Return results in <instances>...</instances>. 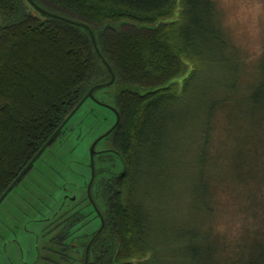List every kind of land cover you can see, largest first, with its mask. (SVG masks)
<instances>
[{
    "label": "trees",
    "instance_id": "1",
    "mask_svg": "<svg viewBox=\"0 0 264 264\" xmlns=\"http://www.w3.org/2000/svg\"><path fill=\"white\" fill-rule=\"evenodd\" d=\"M33 1L48 12L87 24L115 75L111 86L95 91L111 90L119 115L117 127L106 136L112 148L96 155L111 154L121 170H101L113 177L105 180L96 170L91 197L99 186L105 211L97 209L104 228L90 246L88 264H127L148 246L149 234L148 206L132 193L149 187L162 191L167 183L163 179L175 165L170 137L191 78L180 94L176 81L188 71L184 61L199 57L216 36L212 5L210 0ZM168 18L172 21L162 22ZM110 79L84 28L45 16L27 0H0V197L88 91ZM249 89L243 103L253 114L264 113V79ZM221 106L217 100L204 105L202 120L187 136L190 167L179 160V168L191 171L185 191L194 203L206 205L211 185L207 169L219 156L230 155L216 131ZM185 153L180 151L179 157ZM247 159L237 152L232 163L239 169ZM252 159L253 166L264 159V140L253 145ZM140 169H145L146 181L140 179ZM105 234L111 243L95 247ZM177 235L188 238L185 253L201 264L196 231L185 229ZM245 264H264V244L253 247Z\"/></svg>",
    "mask_w": 264,
    "mask_h": 264
},
{
    "label": "clouds",
    "instance_id": "2",
    "mask_svg": "<svg viewBox=\"0 0 264 264\" xmlns=\"http://www.w3.org/2000/svg\"><path fill=\"white\" fill-rule=\"evenodd\" d=\"M216 36L199 57L184 61L188 71L177 79L181 95L177 127L170 137L177 155L188 146V129L202 120L209 100L221 102L217 134L229 156H219L207 169L210 191L206 205L187 195L186 174L175 173L161 191L133 190L150 213L148 246L127 264H191L185 253L188 238L181 229L195 230L201 264H245L253 247L264 244V159L253 166V145L264 140V113L253 114L243 103L249 85L264 79V0H210ZM183 132V135L179 133ZM237 152L247 162L237 169ZM210 209V211H209Z\"/></svg>",
    "mask_w": 264,
    "mask_h": 264
},
{
    "label": "rangeland",
    "instance_id": "3",
    "mask_svg": "<svg viewBox=\"0 0 264 264\" xmlns=\"http://www.w3.org/2000/svg\"><path fill=\"white\" fill-rule=\"evenodd\" d=\"M171 21L170 18L162 20ZM94 98L84 102L54 143L0 204V264H83V246L100 225L98 213L86 195L91 179L90 150L116 122L111 90H99ZM111 148L110 138L106 137L95 150L101 153ZM190 154L191 148H186L182 157L176 151L173 158L176 166L167 171L163 180L168 182L177 172H184L189 180L191 171L179 168V160L184 159L189 168ZM94 166L95 173L97 170L101 175L100 180L112 177L103 175L101 170L109 173L121 170L111 154L96 155ZM144 172L145 169L138 171L140 179L146 181ZM98 190L96 186L92 198L104 212V199ZM110 243L105 234L94 246ZM191 264H196L193 259Z\"/></svg>",
    "mask_w": 264,
    "mask_h": 264
},
{
    "label": "water",
    "instance_id": "4",
    "mask_svg": "<svg viewBox=\"0 0 264 264\" xmlns=\"http://www.w3.org/2000/svg\"><path fill=\"white\" fill-rule=\"evenodd\" d=\"M28 3L33 6V8L38 11L39 13L45 15V16H48L52 19H56V20H60V21H63V22H66L68 24H71L73 26H77V27H82L84 28L89 36H90V39H91V42L93 44V47H94V50L95 52L97 53L98 57L100 58V60L104 63V65L107 67L108 71L110 72L111 74V79L110 81H108L107 83H103V84H99V85H96L94 87H92L88 93L86 94V96L80 101V103L76 106V108L70 113V115L66 118V120L62 123V125L58 128V130L54 133V135L46 142V144L39 150V152L34 156V158L30 161V163L27 165V167L21 172V174L11 183V185L6 189V191L1 195L0 197V204L2 203V201L7 197V195L14 189V187L21 181V179L24 177V175L29 171V169H31V167L34 165V163L39 159V157L42 155V153L47 149V147L49 145H51V143L56 139V137L58 136L59 132L63 129V127H65V125L69 122V120L76 114V112L80 109V107L84 104V102H86L88 99H95L94 98V93L97 89H100V88H107L109 86H111L114 81H115V75L111 69V67L109 66V64L106 62V60L104 59V57L102 56L100 50H99V46H98V43L96 41V37L94 35V32L92 31V29L87 25V24H84V23H80V22H77V21H74L72 19H68V18H65L63 16H60V15H56V14H53L51 12H48L46 11L45 9H43L42 7H40L39 5H37L33 0H27ZM102 104V103H101ZM115 114H116V122L114 124V126L107 132L105 133L103 136H101L100 138H98L94 143L93 145L91 146V150H90V168H91V179H90V182H89V185H88V195H89V199L90 201L93 203V207L95 209V211L98 213V215L100 216V222H101V225L99 227V229L97 230V233L94 235V237L91 239V241L88 243L87 247H86V251H85V264H88V254H89V249H90V246L93 242V240L102 232L103 228H104V220L102 219L101 215H100V212L98 211L97 209V206L95 205L92 197H91V194H90V187H91V184L93 183L94 181V178H95V166H94V157L96 155V150H95V147L97 145V143L103 139L104 137L108 136L118 125L119 123V115H118V112L113 108Z\"/></svg>",
    "mask_w": 264,
    "mask_h": 264
},
{
    "label": "flooded vegetation",
    "instance_id": "5",
    "mask_svg": "<svg viewBox=\"0 0 264 264\" xmlns=\"http://www.w3.org/2000/svg\"><path fill=\"white\" fill-rule=\"evenodd\" d=\"M91 169V168H90ZM90 182V181H89ZM89 182H88V184H87V187H86V195H87V198H88V201L90 200L89 199V195H88V185H89ZM91 187H92V184H91ZM91 187H90V194H91ZM89 204L92 206V202L91 201H89Z\"/></svg>",
    "mask_w": 264,
    "mask_h": 264
},
{
    "label": "bare ground",
    "instance_id": "6",
    "mask_svg": "<svg viewBox=\"0 0 264 264\" xmlns=\"http://www.w3.org/2000/svg\"><path fill=\"white\" fill-rule=\"evenodd\" d=\"M13 17V16H12ZM5 18V17H4ZM8 18V17H7ZM9 19V18H8Z\"/></svg>",
    "mask_w": 264,
    "mask_h": 264
}]
</instances>
